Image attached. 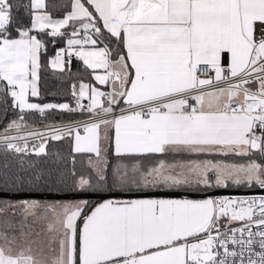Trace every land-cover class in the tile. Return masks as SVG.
Listing matches in <instances>:
<instances>
[{"label": "snow or ice", "instance_id": "obj_1", "mask_svg": "<svg viewBox=\"0 0 264 264\" xmlns=\"http://www.w3.org/2000/svg\"><path fill=\"white\" fill-rule=\"evenodd\" d=\"M0 123V264H264V0H0Z\"/></svg>", "mask_w": 264, "mask_h": 264}, {"label": "trees", "instance_id": "obj_2", "mask_svg": "<svg viewBox=\"0 0 264 264\" xmlns=\"http://www.w3.org/2000/svg\"><path fill=\"white\" fill-rule=\"evenodd\" d=\"M50 3H61L63 0H49ZM59 15V13L57 14ZM91 70H88L90 72ZM88 72L85 71V66L82 65V62L76 60L75 58L72 61L70 73H66L63 78H60L58 75H54L53 72L49 69L43 73L40 87L43 99L36 102L40 103H64L71 102V84L76 80L77 77H83L85 82L88 81ZM94 83V81H92ZM14 117L13 112L9 111L7 117L4 121L6 123L8 120H11ZM59 119V117H57ZM3 124L0 123V129H2ZM71 146L64 142H49L48 145V156L36 157L32 155L30 159L34 162H38L39 166L42 168L47 167H57L60 165V158L67 157L70 153ZM5 163L4 156L0 154V167ZM7 163L15 169L18 167L17 159H14L12 155H9L7 158ZM244 192V190H240Z\"/></svg>", "mask_w": 264, "mask_h": 264}, {"label": "water", "instance_id": "obj_3", "mask_svg": "<svg viewBox=\"0 0 264 264\" xmlns=\"http://www.w3.org/2000/svg\"><path fill=\"white\" fill-rule=\"evenodd\" d=\"M222 194H227V195H233V194L244 195V194H250V193H245V192H242V191H239V192H234V191L223 192L222 191ZM256 194H260V193H256Z\"/></svg>", "mask_w": 264, "mask_h": 264}, {"label": "crops", "instance_id": "obj_4", "mask_svg": "<svg viewBox=\"0 0 264 264\" xmlns=\"http://www.w3.org/2000/svg\"><path fill=\"white\" fill-rule=\"evenodd\" d=\"M94 83H95V81H94ZM97 86H98V87H100V88H101V90H103V87H104V86H100V85H97Z\"/></svg>", "mask_w": 264, "mask_h": 264}, {"label": "built area", "instance_id": "obj_5", "mask_svg": "<svg viewBox=\"0 0 264 264\" xmlns=\"http://www.w3.org/2000/svg\"><path fill=\"white\" fill-rule=\"evenodd\" d=\"M86 102V101H85ZM224 195H227V194H224Z\"/></svg>", "mask_w": 264, "mask_h": 264}]
</instances>
